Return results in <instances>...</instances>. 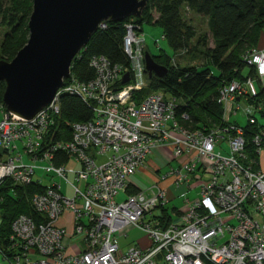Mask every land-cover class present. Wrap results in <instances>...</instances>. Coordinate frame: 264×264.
<instances>
[{
  "label": "built area",
  "instance_id": "built-area-1",
  "mask_svg": "<svg viewBox=\"0 0 264 264\" xmlns=\"http://www.w3.org/2000/svg\"><path fill=\"white\" fill-rule=\"evenodd\" d=\"M125 26L130 68L94 56L90 65L95 77L83 82L71 74L54 101L31 119L0 104V185L7 179L42 182V170L65 180L74 192L66 196L55 181L34 195L33 204L44 219L15 218L13 244L0 264H264V168L243 162L249 141L244 126L232 119L241 114L259 125L251 142L262 155L264 107L250 100L258 94L256 84L264 91V49L257 46L243 57L256 69L254 76L221 88L225 125L209 132L191 130L176 119L177 100L170 94L155 91L139 102L135 98L148 86L147 50L135 19ZM126 72L131 80L120 87ZM63 93L82 97L95 114L93 120L73 125L69 141H57L50 132ZM164 144L180 164L162 179L173 177L187 191L199 189L194 199L183 195L186 207L174 212L176 217L168 209V189L161 180L148 187L133 182L147 157ZM58 151H66L80 167L57 165L53 159ZM68 212L70 224L61 225ZM134 230L142 236L123 249L120 238Z\"/></svg>",
  "mask_w": 264,
  "mask_h": 264
},
{
  "label": "trees",
  "instance_id": "trees-1",
  "mask_svg": "<svg viewBox=\"0 0 264 264\" xmlns=\"http://www.w3.org/2000/svg\"><path fill=\"white\" fill-rule=\"evenodd\" d=\"M183 9L208 19L213 46L209 45L206 35H200L197 40L206 63L202 66L179 67L172 63V55L162 49L153 57L157 63L168 68V73L161 77H148V86L135 98L139 102L152 92L164 91L176 98V119L182 126L209 132L225 125L224 107L219 102L221 88L232 81H244L256 74L254 66H250L243 57L260 42L264 31V0H149L142 16L131 18L135 19L142 31L144 23L162 26L170 48L175 53H188L197 31L184 18ZM32 11L33 0H0V26L8 27L0 44V61L13 60L28 42ZM129 20L106 21V27H100L74 58L72 76L83 82L93 79L95 70L90 63L98 55L106 56L113 64L130 68L132 61L124 48L127 34L125 24ZM247 68L248 73H245ZM119 86L123 84L119 82ZM4 90L5 82L1 81L0 104H4ZM261 94L258 93L250 102L257 104V100L261 101ZM60 108L50 130L57 141L71 140L73 125L91 121L95 115L90 104L82 97L69 93L61 95ZM242 125L249 141L246 146L248 159L243 162L246 165L252 163L254 169H259L260 154L251 142L259 125L249 122ZM53 161L57 165L67 164L70 155L66 151H58ZM47 189L48 185L34 180L28 184H16L7 179L0 185V255L9 253V247L13 244L11 234L15 218L27 215L36 222H42L44 217L36 210L32 200L34 195L44 193ZM129 192H136V189L130 188ZM166 218L170 220L168 212Z\"/></svg>",
  "mask_w": 264,
  "mask_h": 264
},
{
  "label": "water",
  "instance_id": "water-1",
  "mask_svg": "<svg viewBox=\"0 0 264 264\" xmlns=\"http://www.w3.org/2000/svg\"><path fill=\"white\" fill-rule=\"evenodd\" d=\"M149 0H33L30 36L11 61H0L2 96L8 112L31 119L49 104L71 77L74 58L108 20L140 18ZM149 78L164 76L168 68L145 51ZM131 80L126 72L121 83Z\"/></svg>",
  "mask_w": 264,
  "mask_h": 264
},
{
  "label": "rangeland",
  "instance_id": "rangeland-1",
  "mask_svg": "<svg viewBox=\"0 0 264 264\" xmlns=\"http://www.w3.org/2000/svg\"><path fill=\"white\" fill-rule=\"evenodd\" d=\"M183 16L184 18L192 24L197 31V37L190 43L188 53L185 51H179L175 53L169 46L167 40L164 37V29L160 25L152 24V23H144L143 25V36H144V41H145V48L149 51L151 55H157L161 52L162 49H164L166 52L170 53L173 57L172 63L179 67H184V66H202L206 63V59L204 58V54L202 52V47L197 45V40L198 37L206 35L208 39V43L210 46H213V38L212 34L209 30V25H208V19L206 17H202L199 14H197L194 11H190L187 9H183ZM8 30L7 26H0V44L2 42V39L4 37V33ZM30 36V35H29ZM28 36V39H29ZM248 73V68L246 69V72ZM256 86L259 88V86L256 84ZM243 105H247V101L245 99L242 100L241 102ZM233 120L239 119L240 123L245 124L247 122V117L243 116L241 114H238L237 116H233ZM261 121L264 123V118L261 117ZM219 149V147H217ZM224 151L228 152V144L225 143L224 145ZM224 152V153H225ZM99 159V158H98ZM105 159V158H103ZM103 159L100 158V161ZM260 163L262 162V165L264 164V152L262 155L259 156ZM26 162L33 163L28 157L25 158ZM40 165H44L45 163H39ZM67 167L69 169L71 168H78L80 165L75 162V160H71L68 164ZM38 175H42V182L46 185H50L53 182L57 181L58 183H61L62 190L64 194L68 197H72L74 195V192L72 188L68 185V183L60 178L53 179L49 175H44V172L42 170H39ZM69 179L71 181H75L74 175L70 174ZM139 186L140 187H148L154 184V182L151 180L149 177L145 176H139ZM173 199L170 202V212L176 217V213L172 211V206H176L178 209H184L186 205L184 204L185 196L188 197L189 199L196 197L197 196V191L196 189L193 190H188L183 187V186H177L175 185L173 190ZM170 191L168 190L167 195L170 198ZM1 222V219H0ZM142 236V234L138 230H134L130 232L128 238H120V243L123 249H126L127 243L137 239L138 237ZM2 260V256L0 255V261Z\"/></svg>",
  "mask_w": 264,
  "mask_h": 264
},
{
  "label": "crops",
  "instance_id": "crops-1",
  "mask_svg": "<svg viewBox=\"0 0 264 264\" xmlns=\"http://www.w3.org/2000/svg\"><path fill=\"white\" fill-rule=\"evenodd\" d=\"M258 46L260 48L264 49V31L261 35V39H260ZM257 85L259 86V88L256 86L258 93L262 92V94L259 96L261 98V101L257 100V104L262 105L264 107V91H262L260 84H257ZM237 121L240 122L239 119H237ZM179 164H180V161L175 159L173 156L172 147L169 144H164L160 148H158V150L156 152H154L153 154H151L147 157L145 166H143L141 169H139L138 172L134 175L133 182L138 185L139 180H140L139 176H142V175L145 177L151 178V180L154 183L161 180V181H159L161 186L163 188L168 189L171 192L170 198H169L170 202H171V200L174 197L172 190H173L174 186L176 185L175 180L173 177H167L164 179H162V177L165 176V174L168 171H170V169L172 167H177ZM261 167L264 168V164L262 165V162H261ZM192 182H196V179H193ZM191 190H193V189H191ZM196 191L199 194V189H196ZM198 194H197V196H198ZM191 199H193V198H191ZM170 202L168 204L169 211H170V207H169ZM184 202H185V200H184ZM180 210H182V208L178 209L176 206H174V205L172 206L173 212H178ZM71 220H72V214L70 212H68L67 214L64 215L63 219L60 220V224L61 225L70 224Z\"/></svg>",
  "mask_w": 264,
  "mask_h": 264
}]
</instances>
